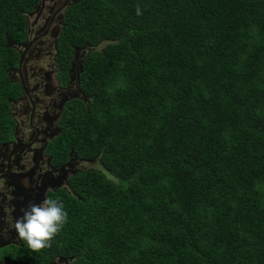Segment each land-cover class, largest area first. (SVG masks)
<instances>
[{
  "label": "trees",
  "instance_id": "obj_1",
  "mask_svg": "<svg viewBox=\"0 0 264 264\" xmlns=\"http://www.w3.org/2000/svg\"><path fill=\"white\" fill-rule=\"evenodd\" d=\"M38 2L0 0L3 120L18 57L6 38L23 40ZM57 42L65 82L90 50L50 147L97 163L52 198L68 220L34 255L264 264V0H81Z\"/></svg>",
  "mask_w": 264,
  "mask_h": 264
},
{
  "label": "flooded vegetation",
  "instance_id": "obj_2",
  "mask_svg": "<svg viewBox=\"0 0 264 264\" xmlns=\"http://www.w3.org/2000/svg\"><path fill=\"white\" fill-rule=\"evenodd\" d=\"M66 1L39 0L34 13L26 15L23 40L16 41L22 43L18 59L7 68L12 84L8 116L0 119V264H62L59 259L65 257L56 256L44 263L35 256L17 238L9 219L20 217L31 203L57 197L63 190L71 192V178L96 168V159H85L70 149L67 159L61 161V146L50 147L62 133L60 115L68 102L82 97L78 77L86 51L74 53L66 82L58 77L57 41L63 25L59 16L63 2L66 7L73 4Z\"/></svg>",
  "mask_w": 264,
  "mask_h": 264
},
{
  "label": "clouds",
  "instance_id": "obj_3",
  "mask_svg": "<svg viewBox=\"0 0 264 264\" xmlns=\"http://www.w3.org/2000/svg\"><path fill=\"white\" fill-rule=\"evenodd\" d=\"M38 4L39 2L37 5ZM35 8L36 6L30 14L34 13ZM65 8L63 9L62 7L63 13L62 11L61 13L63 15ZM136 11L137 15L142 14L139 5H137ZM14 42L18 44V42ZM12 48H14L17 53H20L19 46ZM89 50L90 48H78L74 53L77 51L84 52ZM73 65L75 66V63H73ZM9 198L11 199V197ZM67 220L68 214L64 209L63 203L57 199L46 198L39 204L31 203L26 209H22V215L20 217L10 218L9 226L17 233V238L24 241L29 249L39 252L42 249L51 247L52 240L62 230ZM65 260L67 261L68 259L65 258ZM63 263L67 264V262L64 261Z\"/></svg>",
  "mask_w": 264,
  "mask_h": 264
},
{
  "label": "water",
  "instance_id": "obj_4",
  "mask_svg": "<svg viewBox=\"0 0 264 264\" xmlns=\"http://www.w3.org/2000/svg\"><path fill=\"white\" fill-rule=\"evenodd\" d=\"M66 1V0H65ZM80 0H71V2L72 3H77V2H79ZM66 2H68V1H66ZM70 2V3H71ZM67 4H64V2H63V9L65 8V6H66ZM70 5V4H69ZM30 16L32 15V14H29ZM60 22L59 23H61L62 22V20H63V14L61 13L60 14ZM56 37V36H55ZM22 44V43H21ZM21 44H16L14 41H10V43H8V47H15V46H19V45H21ZM83 99H85V98H83ZM62 261H64V262H67L65 259H59V262L61 263ZM12 264H27V263H25V262H21V261H18V262H14V263H12ZM52 264V263H51ZM55 264V263H54Z\"/></svg>",
  "mask_w": 264,
  "mask_h": 264
},
{
  "label": "bare ground",
  "instance_id": "obj_5",
  "mask_svg": "<svg viewBox=\"0 0 264 264\" xmlns=\"http://www.w3.org/2000/svg\"><path fill=\"white\" fill-rule=\"evenodd\" d=\"M6 40H7L6 47H8L7 45H8V43H10V41H11L12 39H11V38H9V37H7V38H6Z\"/></svg>",
  "mask_w": 264,
  "mask_h": 264
},
{
  "label": "rangeland",
  "instance_id": "obj_6",
  "mask_svg": "<svg viewBox=\"0 0 264 264\" xmlns=\"http://www.w3.org/2000/svg\"><path fill=\"white\" fill-rule=\"evenodd\" d=\"M15 63V62H14ZM1 251V250H0Z\"/></svg>",
  "mask_w": 264,
  "mask_h": 264
}]
</instances>
